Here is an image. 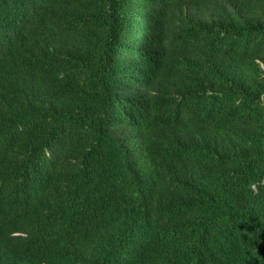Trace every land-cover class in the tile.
<instances>
[{
	"label": "trees",
	"instance_id": "obj_1",
	"mask_svg": "<svg viewBox=\"0 0 264 264\" xmlns=\"http://www.w3.org/2000/svg\"><path fill=\"white\" fill-rule=\"evenodd\" d=\"M0 264H264V0H0Z\"/></svg>",
	"mask_w": 264,
	"mask_h": 264
}]
</instances>
